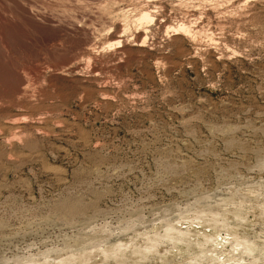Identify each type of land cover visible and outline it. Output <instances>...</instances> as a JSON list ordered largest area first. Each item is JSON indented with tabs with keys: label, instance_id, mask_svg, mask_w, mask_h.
<instances>
[{
	"label": "rangeland",
	"instance_id": "1",
	"mask_svg": "<svg viewBox=\"0 0 264 264\" xmlns=\"http://www.w3.org/2000/svg\"><path fill=\"white\" fill-rule=\"evenodd\" d=\"M0 264H264V0H0Z\"/></svg>",
	"mask_w": 264,
	"mask_h": 264
},
{
	"label": "bare ground",
	"instance_id": "2",
	"mask_svg": "<svg viewBox=\"0 0 264 264\" xmlns=\"http://www.w3.org/2000/svg\"><path fill=\"white\" fill-rule=\"evenodd\" d=\"M145 17H146V15H145Z\"/></svg>",
	"mask_w": 264,
	"mask_h": 264
}]
</instances>
